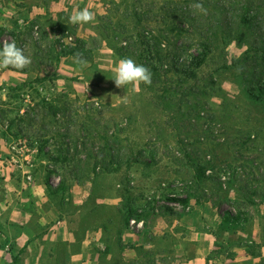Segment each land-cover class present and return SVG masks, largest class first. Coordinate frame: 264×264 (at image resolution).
Returning a JSON list of instances; mask_svg holds the SVG:
<instances>
[{
	"label": "rangeland",
	"instance_id": "obj_1",
	"mask_svg": "<svg viewBox=\"0 0 264 264\" xmlns=\"http://www.w3.org/2000/svg\"><path fill=\"white\" fill-rule=\"evenodd\" d=\"M52 1L8 0V11H0L1 15H5L0 21V41H15L31 61L22 70L0 66V264H36V257L37 264H145L150 259V253L144 250V244L152 239L154 228L166 230L164 244L173 246L178 240L171 232L179 234L176 230L180 227L178 220L185 217L191 221L199 213L214 220L211 224L197 221L198 228L206 232L218 231L223 239L231 240L233 247L243 245L254 253L258 250V256L262 255L264 201L258 197V179L261 177L259 174L264 172V114L252 106L243 91L252 86L249 79L258 76V71H264V62L258 52L264 47V9L261 19L257 16L248 28L240 25L233 14L223 15L221 29L229 33L226 36L228 39L215 44L214 52L197 72V84L209 82L213 85L208 105L210 112L202 114L200 125L212 127V135L217 136L216 142L222 143L225 136L228 140L239 139L235 137L238 129H246L245 132L261 129L257 135L250 132L255 134L251 141H245V134L236 140L247 143L243 148H217V153L221 155L218 161H222L223 168L220 180H207L204 186L197 189L191 182L195 173L193 162L184 155L188 151L193 157L203 158L207 147L190 146L189 142H185L188 136L194 140L197 134L186 127L187 122L173 117V112L164 108L162 100L166 95H163L164 88L172 86L187 91L192 85L196 86L195 82L190 80L183 86L170 84L169 81L179 76L168 72L172 63L166 61L157 62L162 82L153 89L142 82L117 87L111 80L114 66L120 58L112 51L108 41L120 48L137 42L133 38L137 32L155 31L158 35L159 30L166 31L162 19L166 20L167 14L160 10L165 4L167 9L172 7L171 3L176 0H69L68 10L64 12L52 11ZM258 1L251 0L253 9H258ZM34 3L43 9L41 14L38 11L31 14L30 7ZM84 7L93 12L95 22H70L69 16ZM192 9H195L192 13L197 15V19L203 20L201 15H205L204 10L207 9L193 5ZM227 9L231 10L232 6ZM135 12L142 17V22L134 17ZM190 23L184 26L192 30ZM170 36L172 45L168 49L176 52L183 62L189 53H196L199 49V39L194 34L188 39H180L173 34ZM76 37L85 43L79 51L86 58L79 59L78 51L77 55L62 57L57 63L54 60L56 51L67 50L74 45ZM36 40L38 43H35ZM55 40L60 41V47L54 48ZM136 44L138 52L129 53L126 57L148 65L142 45ZM183 44L186 46L181 47ZM164 49L167 50L165 46ZM258 60L261 62L259 67ZM10 72L12 76L4 78L3 75ZM44 72L50 73L51 79L44 86L37 87L40 96L30 89L9 91L11 87L29 82ZM248 73L249 76H246ZM63 93L74 104L69 109L77 120L75 126H69L62 115L53 119L41 107L43 97L52 99L55 94ZM82 106H85L84 110ZM19 111L29 114L25 122L18 121ZM87 111L94 118H86ZM223 112L228 113L224 122L209 121L208 115L223 116ZM36 114L38 117L34 116ZM12 120L16 123L9 127ZM82 123L89 130V136L95 137L93 150H97L101 143L97 138L99 133L116 134L123 159L132 156L145 162L134 163L130 168L123 163L115 173L104 174L98 169L100 174L94 180L92 177L80 178L79 182L72 180L75 172L72 164L52 162L50 155H55L62 142L71 143L72 147L76 140H80L79 137L85 134V131L79 130ZM179 138L187 145L182 146L184 149L179 145ZM44 139H50V142L41 152L39 146ZM79 158H84L83 154ZM223 161L234 167L240 181L230 184L233 174L228 173L232 170L223 166ZM210 172L206 174L212 175ZM78 174L85 175L83 171ZM5 176L9 177L7 184L2 183ZM62 182L66 185L65 191L60 189ZM4 188L11 199L9 203L2 193ZM125 189L130 191L129 197L136 199V205L145 210L146 216L143 220L130 221L122 236L124 249L114 245L112 253L105 255L106 236L101 230H87V227L95 228L101 222L112 219V229L120 228L117 208L127 203V194H123ZM234 189L239 193L237 190V194L234 193ZM251 189L253 195L249 192ZM56 190H59L58 194H54ZM246 190L249 191L246 193ZM188 193L193 197L187 206L169 200L173 197L185 198ZM34 198L36 201L40 199V211L33 204ZM236 199L242 205L235 204ZM251 201L256 204H250ZM239 208L246 219L244 226L233 228L231 224L229 233H221L220 217L228 211L236 214ZM14 209L19 214V222L9 220ZM4 220L5 224L2 223ZM64 230L75 240L66 241L67 245L59 247H49L48 241H44L42 249H39L38 240L42 241L44 236L53 233L59 237ZM111 231L114 242L115 230ZM126 231L142 235L138 242L127 243L124 241ZM22 235L27 236V243L21 247L23 240L20 248L16 249V240ZM47 248H51L50 253L57 252L60 258L49 259L45 252ZM127 248L133 250V258L124 256ZM77 253L84 255L81 254V258ZM262 261L258 263H264Z\"/></svg>",
	"mask_w": 264,
	"mask_h": 264
},
{
	"label": "trees",
	"instance_id": "obj_2",
	"mask_svg": "<svg viewBox=\"0 0 264 264\" xmlns=\"http://www.w3.org/2000/svg\"><path fill=\"white\" fill-rule=\"evenodd\" d=\"M197 2L201 5V7L207 9L204 10L206 14L201 15L203 20H198L197 15L195 16V14H193L195 9H192V5L193 7H195V3ZM258 4V9L256 10L253 9L251 0H176L171 3L172 7H168L167 9V4H165L160 10L163 13L167 14L166 20L162 19V23L166 27V31L162 32L159 30L158 35H155V31L143 30L142 32H137L133 37L134 39H137V42H130L129 45H124V47L120 48L112 44L111 41H108V44L112 51L120 59L125 58L129 53L133 54L134 51L138 52V45L136 43H140L142 45L143 54H145L143 56H145L146 58L145 62L148 63V65L144 66L148 69H150L151 67L150 71L152 76L151 83L148 84L149 88L153 89L154 86H159L161 84L162 74H160V71L156 67V65H158L157 62L164 63L165 61L172 63V66L169 69L170 71L168 72H174L179 76L178 78L169 81V83H178L179 85L183 86V84L189 82L190 80H193L195 82V80L198 79L197 72L206 64L209 56L214 52L216 48L215 44H218L221 40L225 41V38L228 39V37L226 36H228L227 34L229 33H226L221 29L224 24V20L222 18L223 15L228 16L230 14H233L234 19H237L240 25L248 28L253 25L257 16L259 20L261 19V13L264 9V0H259ZM236 5H238V7ZM231 6L232 9L228 10L227 8ZM134 17L142 22V17L137 12H135ZM186 21L191 22L190 25L193 27L192 30L184 26V24L187 23ZM194 23H197V25H193ZM227 23H230V21H228ZM172 34L173 36L180 39L182 37L188 39L191 38L193 34L196 35L199 39L198 51L196 53H189L187 55L186 61L183 62L179 59V56L176 52L174 53L173 51H170L168 49L172 45L170 36ZM35 43H38L37 40L35 41ZM53 45L54 48H58V46L60 45V41L55 40ZM84 46L85 43L81 39L76 37L74 39V45L67 47V50L64 48L60 51H56L54 60L58 63L62 57L77 55L79 49ZM164 46L167 48V50L164 49ZM185 46V44L181 45V47ZM258 52L261 53L260 59L262 62H264V47H261ZM139 56L141 57L140 54ZM78 58L85 59L86 57L81 56L79 51ZM150 58L151 62H148V59ZM260 65L261 62H259L258 60V67ZM249 74L250 73H248V75L246 76H249ZM49 79H51V74L44 72L42 74H39L37 77H35V79L29 82H23L18 86L11 87L9 91L20 92L25 89H30L34 90L38 94V96H40L37 87L44 86L49 81ZM249 82L252 84V86L250 88H247V90L243 92L246 94V98L249 100V102H251L252 106L258 108L259 113L262 112L264 114V71H258V76L249 79ZM195 84V87L192 85V87H189L187 91H180L179 89H175L172 86L164 88L163 95L164 93H166V95L164 96V98H162V100L164 108L173 112V117L182 119L187 122L186 127L197 134L194 140L189 139L188 136V139L185 140V142H189L188 145L190 146L206 145L207 147V151L203 154V156L205 155L203 158L199 159L197 158V156L193 157L188 153V151H185L184 155L189 161L193 162L195 173L191 182L196 185L197 189H199L204 186V183L207 180H220V175L223 172V168H221L222 161H218V157H221V155L217 153V148L228 146L243 148L242 146H247V143L245 141H251V137L255 136V134H251L250 132H255L257 135L259 134L261 129H256L257 131H254L253 129L247 130V132H245L246 129H238L236 131L237 135H235V137L240 139V136L245 134L246 139L244 142H242V140L240 143L239 141H236L239 139L228 140L227 136L223 138L222 143L216 142L215 139H217V136L212 135V127L210 125H208V127L200 125V121L203 119L202 114H205V112H210L208 105L210 104V94L212 92L211 90H213V85H211L209 82L203 83L201 85L200 82L199 84L195 82ZM75 101L78 102L77 99H75ZM40 103L42 109L45 110L48 115L53 117V119L60 118V116L62 115V118H66L67 124L69 126L76 125L77 120L74 119L69 109V106H72L74 104L70 103V98L67 94H55L54 98L52 99L43 97L40 100ZM81 108L84 110L85 106H82ZM2 113L5 114L6 111H2ZM25 113L26 112L20 113L19 111L17 115V119L19 122L26 121V117H28L29 114ZM34 116L38 117L37 114ZM208 116H210L209 121H218L221 123L224 122V120L228 117V113L223 112V116L218 115L217 117L213 115ZM42 117H46V115H42ZM86 118L94 117L91 116L90 111H87ZM15 123L16 122L13 120L10 121L9 127H12L13 125H15ZM79 130L83 132L85 131V134H83L82 137H79L80 140H76V142L73 143L72 147L71 143L62 142V144H59L58 146V151L54 153L55 155H50V160L52 162L61 163L64 165L72 164L71 167L75 169V172H73V175L71 176L72 180L79 182L80 178L91 177L94 180L100 173L108 174L118 172L121 169L123 163H126V166L130 168L134 163L145 162V160L140 161L138 157L132 156H125L123 159L122 155L119 152V137L116 134L108 135L107 133H99L97 138H99L101 143L97 150H93V148L91 147L94 146L93 140L95 137L93 138L89 136L90 132L89 130L85 129V127H83V123L81 124V128ZM178 141L182 149H184L182 147L183 145L187 146L185 142L180 138L178 139ZM49 142L50 139L42 140L39 146V150L43 152ZM81 154H83L84 156V158L82 159L79 158ZM223 166H229L228 168H231L232 170L228 173L233 174L232 179L229 180L231 185L236 181H240L237 178L238 173L236 170H234L233 166L228 164L227 161H223ZM98 169L101 170L100 173L97 172ZM209 170L211 171L210 174L212 175L206 174V172ZM82 171L85 173L83 177L78 174V172ZM259 176L261 177H259L260 180L258 179V197L261 198L262 201H264V172L260 173ZM220 186L221 187L219 188L222 189V185ZM60 189H64V191L66 190V185L64 184V182L61 183ZM236 190L237 189H234V193L237 194L238 190ZM247 191L249 190H246V193ZM249 192L251 193V195L254 194V191L252 189ZM58 193L59 190L54 191V194ZM63 193L64 192H62V194ZM255 193H257V191H255ZM123 194H127V203L121 206V208H117L118 215L120 217L119 222H121L120 228L118 227L116 229H112L114 227L112 219H107L101 222L100 225L95 228L90 229L87 227V230H101L102 233L106 236L104 240L107 245L106 251L104 252L105 255H110L112 253L114 245H117V247H119L121 250L124 249L122 242L124 230L129 227L130 221L132 219H136L139 221L143 220L146 216L145 210L139 208L136 205V199H132L131 197H129L131 195L129 190H123ZM192 197L193 194L188 193L186 194L185 198L173 197L169 200H171L172 202L182 203L187 206L190 204ZM237 200L238 199H236L234 203L238 206L242 205V203H237ZM250 204L255 205L256 203L251 201ZM168 210L172 211V209L170 208H168ZM224 220H226L228 223H231L233 225V228L243 227L246 222L245 217H242L240 208L238 213L236 214H233V212L230 211L225 213ZM227 222H223V227L226 226L225 224H227ZM111 230H115L114 242L112 241ZM45 252L48 256L49 253L47 252V250ZM57 258L60 257L56 252V259Z\"/></svg>",
	"mask_w": 264,
	"mask_h": 264
},
{
	"label": "crops",
	"instance_id": "obj_3",
	"mask_svg": "<svg viewBox=\"0 0 264 264\" xmlns=\"http://www.w3.org/2000/svg\"><path fill=\"white\" fill-rule=\"evenodd\" d=\"M30 1L37 2L38 0H30ZM27 4H31V3L27 2ZM36 4L37 3H34V5L30 7L31 14L36 11L40 13L41 10H43L40 7H37ZM67 4H69V0H54L52 1L50 8L52 11L57 10V12H64L65 10H68ZM7 5H8V0H0V11L1 10L2 12L8 11ZM54 6L55 8H53ZM38 13H36V15ZM4 16L5 15H1L0 13V21H2ZM3 76L5 78L6 76H12V74L11 72L9 74L5 73ZM8 180L9 177L5 176V179L2 181V183L7 184ZM2 193L6 198V202L9 203L11 199H9V195L7 194L5 188L2 189ZM33 200H35V202L33 203L34 206L37 207V210H39V208H41V204L39 202L40 199L39 200L37 199L38 201H36V199L34 198ZM0 216L2 215L0 214ZM18 216L19 214L17 212V209H14L13 214L10 216L9 220L13 222H19ZM187 219L188 218L181 217L180 220H178L177 224H179L180 227H178L176 230L177 233L179 234H176L175 231L171 232V234L177 237L178 240L177 243L173 246L170 245L166 246L164 244L163 237H165V235L167 234L166 230L161 228L153 229L152 239L148 240L147 244H144V250L146 252L149 251L150 253L149 255L150 259L147 260L145 264H259L258 262L262 261V259L264 260L263 251H262V255L258 256V250L254 253V251L249 250V248L243 245L242 246L234 245L233 247L230 244L231 240H228V238L223 239L222 235H220L218 231L210 230L206 232L196 226V224H198L197 221H201L203 223V220L206 221V224H211L212 220H214L212 219V217L210 218V216H206L199 213L195 215L194 219L191 218V221L190 218L189 221ZM27 220L28 218L26 219V221ZM219 220L221 221L217 223L221 224L220 232L229 233L228 229L231 228L230 226L231 223H227L225 224L226 226L223 227L224 226L223 222L225 221L224 215L220 217ZM42 221L45 222V219L42 218ZM2 223L5 224L6 220L2 221ZM58 223H62V222L59 221ZM141 235L142 234L136 235L132 232L126 231L124 235V241H127V243L132 241L138 242ZM23 240L25 241L23 242ZM27 240L28 238L26 235L20 236V238L16 240L17 241L16 249L20 248L19 247L20 242H23V245L21 246L23 247L27 243ZM73 240L75 239L71 238L70 233L68 234L65 230L64 232H62L61 236L59 237L58 235H56V233L48 234L43 237L42 241L38 240L40 246L39 249L40 250L42 249V246L44 245L43 244L44 241L45 242L48 241L49 247H52L53 245L54 247H59L61 245H67L65 243L66 241L72 242ZM40 250H38L39 251L38 253H40ZM46 250L49 253L48 258L55 260L56 252H53L54 253L53 255V253H50L51 248H47ZM81 254L84 255L83 253H77V255L82 258ZM124 256L133 258L135 254L132 249L127 248L126 252H124ZM134 258L136 259V257ZM141 259L145 260V258H141ZM62 260H63V256H62ZM37 262L38 259L36 257V264ZM260 264H264V263H260Z\"/></svg>",
	"mask_w": 264,
	"mask_h": 264
},
{
	"label": "clouds",
	"instance_id": "obj_4",
	"mask_svg": "<svg viewBox=\"0 0 264 264\" xmlns=\"http://www.w3.org/2000/svg\"><path fill=\"white\" fill-rule=\"evenodd\" d=\"M196 8L201 5L195 3ZM70 22L88 24L95 22L94 14L87 7L79 8L74 15L69 16ZM30 58L17 46L15 41H0V66L22 70L30 64ZM151 71L132 58H121L114 66V75L111 79L117 87H124L130 83H151Z\"/></svg>",
	"mask_w": 264,
	"mask_h": 264
}]
</instances>
